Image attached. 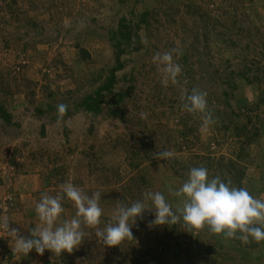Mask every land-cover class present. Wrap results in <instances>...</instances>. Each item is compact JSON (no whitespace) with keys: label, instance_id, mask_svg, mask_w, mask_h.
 <instances>
[{"label":"rangeland","instance_id":"obj_1","mask_svg":"<svg viewBox=\"0 0 264 264\" xmlns=\"http://www.w3.org/2000/svg\"><path fill=\"white\" fill-rule=\"evenodd\" d=\"M135 6L151 12L143 48L123 56L115 87L93 115L76 107L114 66L105 35L128 11L126 0H0V104L12 118L11 124L0 118V216L24 237L41 223L35 212L41 195L56 196L66 182L89 196L100 192L101 229L113 222L118 202L131 206L145 191L161 192L175 211L180 198L172 191L193 167L207 168L209 179L226 175L231 186L264 199V106L258 104L264 77L254 85L238 78L225 85L230 72L252 75L264 67V0H140ZM173 48L182 51L174 56L180 85L165 87L152 58ZM128 88V98L116 105L114 93ZM193 88L207 93L216 121L205 132L200 115L185 111L180 99ZM59 104L68 105L63 115ZM236 125L257 130V137L243 144L247 132ZM162 150L172 158L157 159ZM230 161L242 171L240 182L227 174ZM62 206L58 224L76 214L66 197ZM145 211L131 228L133 239L115 247L82 223L85 236L71 254L16 253L0 231V264H264V241L243 243L207 227L190 231L182 218L175 227L156 225L151 201Z\"/></svg>","mask_w":264,"mask_h":264},{"label":"clouds","instance_id":"obj_2","mask_svg":"<svg viewBox=\"0 0 264 264\" xmlns=\"http://www.w3.org/2000/svg\"><path fill=\"white\" fill-rule=\"evenodd\" d=\"M180 55L181 49L173 48L163 53L157 52L152 58L162 74L161 83L165 87L169 83L180 85L182 67L174 60V56ZM180 99L185 111L200 115L202 132L216 123L208 109L206 92L193 88L190 93H183ZM57 109L63 115L68 105L59 104ZM144 115L141 113L142 118ZM155 156L159 160H167L172 158L173 152L162 150L156 152ZM172 194L180 198L175 211L161 192L145 191L143 200L133 202L131 206L118 202L113 222L101 229L99 225L103 209L100 207V192L89 196L73 183L66 182L60 185V193L56 196L47 193L41 195L35 205L41 223L29 230V237L20 235L17 228H10L7 216H0V231L7 233L11 242L14 241V251L24 255L33 249L39 255H43L45 250L57 255L63 252L71 254L82 244L85 236L82 223L96 229V237L105 246L115 247L125 239H133L131 228L137 218L146 212V202L151 201L155 208L156 225H175L182 218L190 231L207 227L211 234L239 239L243 243H249L250 238L257 243L264 241V199L254 197L246 188L231 186L230 181L225 183L219 176L209 179L207 168H191L188 179ZM65 197L74 204L76 214L72 219L58 224L65 211L62 206Z\"/></svg>","mask_w":264,"mask_h":264},{"label":"trees","instance_id":"obj_3","mask_svg":"<svg viewBox=\"0 0 264 264\" xmlns=\"http://www.w3.org/2000/svg\"><path fill=\"white\" fill-rule=\"evenodd\" d=\"M119 1L125 2V0ZM139 1L140 0H126V2L128 3V11L125 12V14L120 15L117 18L116 23L108 28L105 37L107 38V41L110 44V47L113 52L115 62L114 66L109 69L108 75L107 77H105L102 84L97 87L91 94L86 95L81 100L79 105L76 107L77 109H82L88 113L100 115V112H102L101 105L104 102L103 96H106L108 93H111V91L115 87V84L117 83V72L122 71L125 67L126 59H123V56L128 52H139L143 48L141 31L144 29H148V25L150 24L151 12L150 10L143 8L141 10H137L135 5H137ZM191 11L193 14L197 13L196 10L195 12H193V10ZM76 46V48H78L79 50L80 58L82 60L87 59L89 57L88 52L82 47H79V45ZM249 73L246 71H239L238 73L230 72V75H233V77L230 80L226 81L225 85L227 87H230V82H234V79L236 78L244 80L247 84L250 85L258 84L261 82V76L264 77V67H256L255 71L252 72V75H249ZM131 80L133 79L131 78L130 82ZM130 90L131 88H128L123 93H114L116 105L120 106L122 103H124L125 99L128 98L127 96L130 95ZM223 90L224 91H222L221 94L224 99H227L230 96V93L226 89ZM258 104H263L264 106V89H262L259 93ZM0 118L6 124H11L12 122L11 115L5 110V108L1 104ZM236 128V130L239 129L243 130V132H247V125H236ZM256 131L257 130L253 131V133L247 132L244 135L245 137L243 139V144L248 145L253 142L258 135ZM225 166L227 167V174L230 175V177H233L234 179L236 178V180L240 182L242 179V171L239 172L237 163L230 161ZM221 176L222 180L225 183H228L227 179H225L226 175L221 174ZM168 226L175 227L176 224H169ZM63 264L71 263L65 262Z\"/></svg>","mask_w":264,"mask_h":264},{"label":"water","instance_id":"obj_4","mask_svg":"<svg viewBox=\"0 0 264 264\" xmlns=\"http://www.w3.org/2000/svg\"><path fill=\"white\" fill-rule=\"evenodd\" d=\"M93 115H95V114H93Z\"/></svg>","mask_w":264,"mask_h":264}]
</instances>
